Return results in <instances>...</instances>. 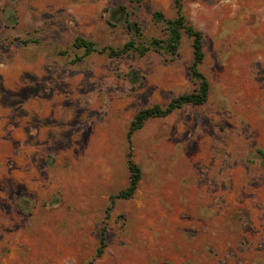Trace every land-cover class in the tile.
<instances>
[{
  "label": "rangeland",
  "instance_id": "1",
  "mask_svg": "<svg viewBox=\"0 0 264 264\" xmlns=\"http://www.w3.org/2000/svg\"><path fill=\"white\" fill-rule=\"evenodd\" d=\"M203 36L205 104L165 38L171 0H0V264H264V0H180ZM80 37L94 44L85 55ZM141 171L133 195L127 157ZM105 231L102 254L100 232Z\"/></svg>",
  "mask_w": 264,
  "mask_h": 264
},
{
  "label": "trees",
  "instance_id": "2",
  "mask_svg": "<svg viewBox=\"0 0 264 264\" xmlns=\"http://www.w3.org/2000/svg\"><path fill=\"white\" fill-rule=\"evenodd\" d=\"M171 2L175 9L174 18L166 19L159 12L153 13V18L156 21H161L164 23L165 38H153L147 43V45L144 46L139 43V40L138 42L136 40L137 37L138 39L141 38L140 26L136 23H128V28L132 32L133 37L127 41L122 48L117 50L103 48L99 51L100 53L108 51V54L111 57H119L128 53H136L139 56H143L152 49L165 55L174 56L177 55L182 36L185 35L190 39L193 59L191 65L189 66V76L197 84L196 89L192 93L178 95L177 97L171 99L165 106L155 104L151 107L139 110L134 115L129 125L127 132V138L129 140L132 133L139 129L143 123L150 118L165 117L173 111L180 109L184 105L200 106L205 104L207 101L209 84L206 77L199 70V67L204 59L202 47L203 36L201 32L191 25L186 17L182 14L180 0H171ZM73 46L79 49L83 48L85 55L94 51V44L80 37H77L74 40ZM127 158V168L129 173L128 186L115 195L112 199H129L133 195L140 179L141 171L139 167L131 160L130 150ZM105 236V231L102 229L99 239L100 247L96 251V257L102 254V249L105 244Z\"/></svg>",
  "mask_w": 264,
  "mask_h": 264
}]
</instances>
